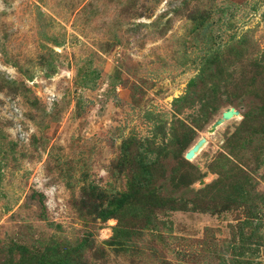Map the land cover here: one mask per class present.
I'll use <instances>...</instances> for the list:
<instances>
[{
    "label": "rangeland",
    "instance_id": "obj_1",
    "mask_svg": "<svg viewBox=\"0 0 264 264\" xmlns=\"http://www.w3.org/2000/svg\"><path fill=\"white\" fill-rule=\"evenodd\" d=\"M255 89L264 0H0V264L78 245L86 264H264L263 114L235 135ZM200 139L175 189V148Z\"/></svg>",
    "mask_w": 264,
    "mask_h": 264
},
{
    "label": "trees",
    "instance_id": "obj_2",
    "mask_svg": "<svg viewBox=\"0 0 264 264\" xmlns=\"http://www.w3.org/2000/svg\"><path fill=\"white\" fill-rule=\"evenodd\" d=\"M211 76H213L211 74ZM203 76H200L199 79H203ZM246 112L244 113V117L241 120V123L236 131V136H239L240 133L244 130H251L252 132H255L256 125L254 120L257 119L259 115L263 114L264 117V89L260 90H252L247 92L246 95ZM37 103L36 100L32 101V105L34 106ZM264 130V127H261ZM234 137V136H233ZM130 143H133L132 141H128L127 145ZM188 142H180L178 146L175 148L174 156L176 158L177 165L180 167V170L175 176L176 183L174 185L175 189H186L189 185L193 183V181L197 178L196 175V169L194 165L186 160L183 155V151L185 147L187 146ZM124 151V150H123ZM128 151H124V155H126ZM128 158H130V162L134 163L136 160L140 164L141 171L134 174L133 182H135V185L133 187V193L127 195L128 197H134L137 198L140 196V194H143L144 196L147 195L149 190V186L147 182L150 180L151 173L150 169L151 167L147 165L146 163L143 164L142 160L136 157L135 153H129ZM140 160V161H138ZM137 173V174H136ZM172 184H174V179H172ZM173 188V187H172ZM84 192H87L84 189ZM151 195V194H150ZM151 197V196H150ZM77 208L79 212L84 213L86 215H95L99 218H106L107 214L106 209L101 208L99 204L95 202V200L90 198L88 193H84L83 196L77 200ZM155 204H158L156 201L154 202L153 199H148L146 202L142 204L143 208L151 209V207L157 206ZM114 238H119L121 236L122 238H125L127 234L123 232L122 230L116 229L114 232ZM84 240V239H83ZM81 245V244H80ZM79 247V245L77 246ZM77 247L75 249H68L61 252H58L56 254H48V253H41L39 255L33 256V254L25 255V258L19 259V261L9 260L5 264H86L81 263V260L75 253H77ZM22 251V250H21ZM23 253L26 252V249H23ZM104 249L102 247L97 249V252L99 256L102 257V254H104ZM100 257V258H101Z\"/></svg>",
    "mask_w": 264,
    "mask_h": 264
},
{
    "label": "water",
    "instance_id": "obj_3",
    "mask_svg": "<svg viewBox=\"0 0 264 264\" xmlns=\"http://www.w3.org/2000/svg\"><path fill=\"white\" fill-rule=\"evenodd\" d=\"M235 113L234 109L233 108H228V109H225L223 112H222V118H230L232 117V115ZM202 140L200 139L193 147H191L190 149H188L185 154H184V158L186 160H191L194 155H195V152L196 150L198 149L199 145L201 144Z\"/></svg>",
    "mask_w": 264,
    "mask_h": 264
},
{
    "label": "bare ground",
    "instance_id": "obj_4",
    "mask_svg": "<svg viewBox=\"0 0 264 264\" xmlns=\"http://www.w3.org/2000/svg\"><path fill=\"white\" fill-rule=\"evenodd\" d=\"M234 115V114H233ZM233 115H232V117H233Z\"/></svg>",
    "mask_w": 264,
    "mask_h": 264
}]
</instances>
